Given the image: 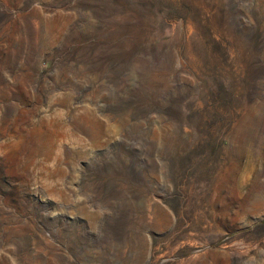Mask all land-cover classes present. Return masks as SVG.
Listing matches in <instances>:
<instances>
[{
  "label": "rangeland",
  "instance_id": "obj_1",
  "mask_svg": "<svg viewBox=\"0 0 264 264\" xmlns=\"http://www.w3.org/2000/svg\"><path fill=\"white\" fill-rule=\"evenodd\" d=\"M0 264H264V0H0Z\"/></svg>",
  "mask_w": 264,
  "mask_h": 264
}]
</instances>
